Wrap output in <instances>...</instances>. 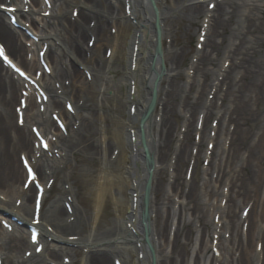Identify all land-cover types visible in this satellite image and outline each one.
<instances>
[{
    "label": "bare ground",
    "instance_id": "obj_1",
    "mask_svg": "<svg viewBox=\"0 0 264 264\" xmlns=\"http://www.w3.org/2000/svg\"><path fill=\"white\" fill-rule=\"evenodd\" d=\"M181 13L191 27L205 16L185 84L180 67L189 51L165 47V22ZM24 21L36 40L19 30ZM0 44L26 74L0 58V264H208L209 249L210 264H253L256 238L264 264V0H0ZM195 87V96L186 92ZM178 114L186 126L174 163L159 165ZM214 116L203 193L227 174L232 183L218 220L197 182ZM224 131L225 157L216 160ZM239 198L254 201L246 217L235 211ZM187 215L208 232L213 226L219 245L202 233L194 242Z\"/></svg>",
    "mask_w": 264,
    "mask_h": 264
},
{
    "label": "rangeland",
    "instance_id": "obj_2",
    "mask_svg": "<svg viewBox=\"0 0 264 264\" xmlns=\"http://www.w3.org/2000/svg\"><path fill=\"white\" fill-rule=\"evenodd\" d=\"M208 10V7H206L205 11ZM205 20V16H202V18L200 19H195V24H193V26L191 27L190 25V21L185 19L184 15L181 13L180 17H169L168 21L165 22V28L167 29V32H169V36H168V39L165 41V47H168L169 44H170V41L171 42H175L176 43V49H181V48H185L187 51H189V53L186 55V57L183 59V64L182 66L180 67V71H182V76H181V82L180 84H185L186 81H187V76H186V72L189 70L190 68V65H191V61H192V58L194 56V54L196 53V51L198 50L199 48V40H200V37H201V34H202V30H201V25L204 23L203 21ZM13 21H14V18H13ZM24 23L26 24L25 26H23L22 28H20L19 30L21 32H23V34H25L26 38H28L29 40H36L35 38V34L32 32V28H31V25L30 23H27L26 21H24ZM134 23V22H133ZM41 25L38 24V27H40ZM16 27H19V25H16ZM170 28H171V31L173 30H176V33H173V31L171 32L170 34ZM231 29V28H230ZM187 30V32H186ZM229 32V30L227 31V33ZM25 38V39H26ZM228 43V36L227 38L225 39V43L226 44ZM223 49V55L222 53H220L221 57L218 58L217 60V63L215 66L213 67H210V68H213V70L215 72L218 71L219 67L222 65V62H223V56L226 52V48H224V45L222 46ZM258 56V55H257ZM228 61L226 63V66L228 65ZM222 71V70H220ZM214 73V72H213ZM214 78L212 77V80ZM165 80L163 81V85L162 87H164L165 85ZM163 89V88H162ZM196 90L197 88H193V89H189V88H186V92L190 93L191 92V95L192 96H195L196 95ZM211 97V95H210ZM24 99L21 101L23 102ZM231 100L227 99L225 101V103H223V106L220 110L221 112H223L224 109H226L228 107V103L230 102ZM222 104L221 102V99H218V106L220 107ZM66 106L64 105V108ZM67 108L70 109L71 108V105H67ZM115 110H112L110 112L111 115H114V116H117L118 117V114H116L114 112ZM222 114V113H220ZM173 118V117H172ZM176 125H177V129L175 130L174 132V137H173V141H172V144H171V151L169 153V156H168V160L162 164V163H159V165H165L166 163L169 164V163H174V155H175V149H176V146L179 144L180 142V139L182 137V135L184 134V131H185V126H186V119L181 115V114H178V116L176 117ZM175 120V118H174ZM172 120V121H174ZM198 119L196 118V126H198V132L200 131V129L202 128V121H197ZM217 118L212 117L210 119V127L208 128V138L206 137V139H204L203 141V144L201 146L202 148V158H201V161H200V164L198 166V171H197V182H198V185H199V188H200V191H201V198L203 199V201L206 203V206L209 207V215L212 213V215L217 212V216H216V220H218L219 218V213L222 211V209H219V204H220V200L222 199V205L224 206L225 205V202L227 201L228 199V195H229V191L230 189L232 188V183H230L231 181V176L230 174H227L224 179L222 180V182H214V178H215V175H216V170H215V173H214V176H213V182L210 186L207 187V194L203 193L204 190H203V182H205L208 178L207 175H205V170L206 168H208L209 166V159L208 160H205L204 158V155L206 152H208V155L210 156V152L213 150V147H214V143H211L209 144L208 141H210L212 138L215 137V130H212L213 128H215L217 126ZM58 124L60 125V122H58ZM61 126V125H60ZM226 126V125H225ZM198 132H193L192 134V139H191V147H192V150H193V155L196 154L197 150H198V146H199V143H200V133ZM211 137V138H210ZM228 142H229V137L228 135L226 134V132L224 131L222 133V136L220 138V145H219V148H218V152H217V156H216V160L222 155L223 157H225V148L227 147L228 145ZM191 165H189V167L187 168V173L185 175V180L186 181H190L191 179V173H192V164L194 163V159L192 158L191 161H190ZM240 166H241V162L237 163L236 164V170L239 171L240 170ZM209 173V171H208ZM36 188V186H35ZM222 189H224L225 192L224 194H222ZM237 190V188L233 187V190ZM214 192V193H213ZM129 194V192L127 193ZM208 194H212V196L208 195ZM215 194V195H213ZM263 196V195H262ZM211 197V198H210ZM264 197V196H263ZM211 199V200H210ZM253 200H249V202H246V201H242L241 198H239L238 201H235V205H236V208H235V211L236 213L238 212L239 215H243V217H246L248 215V212L249 210L251 209V207L253 206ZM244 209V210H243ZM106 213H109L110 214L108 215V219L109 220H113L116 216V213L113 212V206H110L106 209L105 211ZM187 217L192 221V228L194 230V234H193V238H194V242H195V239L196 237L199 235V233L201 234H204V241L205 242H209V245L211 244L210 241H213V244L215 246H218L220 241H219V237H218V234H216L215 238L213 237V226H209V232L204 230V224L201 222V224L198 222H196V219H192V217L190 215H187ZM212 217L209 218L210 220V223H213L212 221ZM222 222V220L220 221ZM20 227H22V225H19ZM260 226H264L263 224H261ZM221 226L219 225V228ZM218 228L217 232H220V229ZM244 230H245V227L243 228V231L242 233L244 234ZM258 230V229H257ZM256 230V231H257ZM225 231V230H224ZM228 231V230H227ZM259 235V234H258ZM172 236H170L171 238ZM226 240V241H225ZM230 242V233H226L225 235V238H224V244H229ZM262 241L259 240V238H256L254 240V243H253V248H252V251H255L256 252V255H255V259H254V262L253 264H261V259L263 257V254H262ZM251 250V249H250ZM254 253V252H253ZM214 254V251L209 249L208 253L206 254V257H208V264H210L209 262H211V256H213ZM261 254V255H260ZM192 256H193V250H191L189 252V256H188V259H189V262H191V259H192ZM234 256V255H233ZM232 258H239L240 256V253L239 251H236L235 253V256ZM203 261H204V258H202V264H203ZM228 262H230V259L228 260ZM218 264V263H216ZM226 264V262H225ZM231 264V262H230ZM234 264H236L234 262Z\"/></svg>",
    "mask_w": 264,
    "mask_h": 264
},
{
    "label": "water",
    "instance_id": "obj_3",
    "mask_svg": "<svg viewBox=\"0 0 264 264\" xmlns=\"http://www.w3.org/2000/svg\"><path fill=\"white\" fill-rule=\"evenodd\" d=\"M157 49H159V47L157 48ZM155 100H156V92H154L153 93V98H152V101L150 102V104H149V109H151L152 108V106L155 104ZM147 157H146V160H147V163H148V165H150L149 164V162H151V160L148 158L149 157V155L147 154L146 155ZM151 166V165H150ZM147 187H146V189H145V198H144V205H145V210H144V212H143V219H147V204H148V196H147V194H148V187H149V180H148V182H147V185H146ZM152 264H154V260H153V263Z\"/></svg>",
    "mask_w": 264,
    "mask_h": 264
},
{
    "label": "snow or ice",
    "instance_id": "obj_4",
    "mask_svg": "<svg viewBox=\"0 0 264 264\" xmlns=\"http://www.w3.org/2000/svg\"><path fill=\"white\" fill-rule=\"evenodd\" d=\"M45 147H46V145H45Z\"/></svg>",
    "mask_w": 264,
    "mask_h": 264
}]
</instances>
